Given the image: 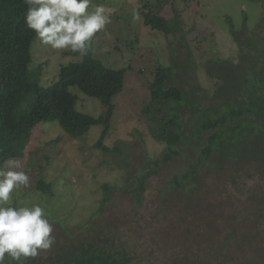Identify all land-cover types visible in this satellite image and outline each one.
I'll list each match as a JSON object with an SVG mask.
<instances>
[{"label": "rangeland", "instance_id": "rangeland-1", "mask_svg": "<svg viewBox=\"0 0 264 264\" xmlns=\"http://www.w3.org/2000/svg\"><path fill=\"white\" fill-rule=\"evenodd\" d=\"M92 4L106 8L110 23L94 35L91 56L107 68L125 70L123 91L111 100L112 116L103 140L107 147L116 145L118 153L93 148L103 130L100 125L71 139L55 123L36 126L24 147L13 152L16 157L10 161L18 167L12 170H23L30 177L28 186L11 194L13 203L43 206L57 239L49 251L28 261L59 264L60 258L83 243L110 233L112 241L121 237L125 245L130 244L137 261L144 264H264L261 154L247 156L252 152L248 149L234 160L216 154L198 165V172L183 188L169 184L175 174H183L197 161L204 146V138L191 137L193 115L197 123L200 109L227 104L240 92L230 89L226 96L222 91L225 96L213 100L209 94L217 80L209 78L206 69L216 59L236 63L241 48L244 59L264 52V0H92ZM142 7L165 17L175 30L171 27L173 31L166 35L143 26ZM66 51L52 49L37 38L32 41L31 66L39 68L35 75L41 86L51 85L61 67L83 56L66 55ZM188 54L198 65L193 70L185 65ZM160 66L176 77L166 86L174 85L183 93L185 101L178 110L188 140L177 146L180 157L156 167L138 203L129 192L136 185L131 174L142 175L152 168L149 160L166 147L151 137L152 127L142 112ZM232 69L230 82L236 87L235 77L243 75L244 67ZM69 92L77 98L78 112L105 116L106 107L98 99L76 87ZM39 178L51 186L49 194L36 191ZM105 185L109 198L102 203Z\"/></svg>", "mask_w": 264, "mask_h": 264}, {"label": "trees", "instance_id": "trees-1", "mask_svg": "<svg viewBox=\"0 0 264 264\" xmlns=\"http://www.w3.org/2000/svg\"><path fill=\"white\" fill-rule=\"evenodd\" d=\"M247 1L256 3L258 0ZM27 6L26 0H0V167L7 170L9 161L16 157L13 152L16 153L24 147L31 137L32 130L39 124L55 123L65 137L71 139L80 138L86 135L92 126L100 125L103 130L93 148L109 155L118 153L116 145L107 147L103 145V140L108 133L112 116L111 100L123 91L125 70L103 66L91 56L88 49L80 61L61 67L55 82L41 86L35 75L39 68L31 66L30 46L36 37L24 24ZM140 14L143 26L150 30L166 35L173 31L170 21L151 9L142 7ZM259 23L262 26L261 20ZM260 29L262 27L258 28L259 31ZM242 50L243 48L237 54L236 63L229 59H216L212 67L205 71L209 78L217 80L213 93L209 94L213 96V100L219 94L229 96L230 89L240 92L234 100L230 97L227 104L223 102L204 111L200 109L197 123L196 115H193L194 129L191 131V137L196 134L197 139L204 138V146L196 158L197 161H193L183 174L173 176L169 184L176 189L183 188V183L190 181L198 172V165L212 160L214 155L228 159L232 157L234 160L240 152L244 155L248 149H252L247 156L259 153L263 158V177L260 180L263 183L264 201V52L256 53L252 59H244V55L240 53ZM73 54L77 52L66 51V55ZM185 61L187 68L193 70L195 65L198 67L191 54L186 56ZM240 66L244 67V72L239 78L235 77L239 85L235 87L230 82V76L233 74L232 68L238 70ZM182 69L184 70V66ZM175 79L169 68L160 66L149 85L150 101L142 108L152 127L149 129L151 137L164 143L166 147L156 159L149 160L152 168L144 170L142 175L131 174V179L136 181V185L129 189V192L134 194L138 203L142 202L146 181L156 172V167L180 157L177 146L188 140L182 133L183 123L178 110L179 105L185 101L183 93L174 85L166 86L168 80ZM71 87H76L88 97L98 99L97 101L106 107L105 116L93 118L78 112L75 102L77 98L69 92ZM15 148L16 151L13 150ZM50 188L51 186L41 178L35 186L36 191L43 194H49ZM108 191L109 188L105 185L102 203L108 201ZM113 236L106 233L98 240L83 243L60 258L59 264H144L142 260L137 261L136 250L131 249L130 244L125 245L121 237L118 242L112 241ZM134 247L136 249L135 244ZM5 264L14 262L6 260ZM27 264L32 263L27 261Z\"/></svg>", "mask_w": 264, "mask_h": 264}, {"label": "clouds", "instance_id": "clouds-1", "mask_svg": "<svg viewBox=\"0 0 264 264\" xmlns=\"http://www.w3.org/2000/svg\"><path fill=\"white\" fill-rule=\"evenodd\" d=\"M24 24L44 45L86 54L96 33L110 23L106 8L92 0H26ZM0 167V264H27L57 242L54 226L38 203L13 204L12 193L28 186L29 175L9 161Z\"/></svg>", "mask_w": 264, "mask_h": 264}]
</instances>
